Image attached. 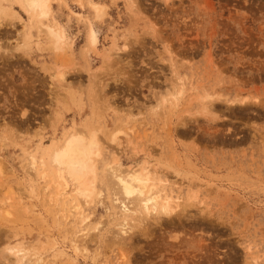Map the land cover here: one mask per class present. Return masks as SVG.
Segmentation results:
<instances>
[{"label": "rangeland", "instance_id": "obj_1", "mask_svg": "<svg viewBox=\"0 0 264 264\" xmlns=\"http://www.w3.org/2000/svg\"><path fill=\"white\" fill-rule=\"evenodd\" d=\"M88 1L104 6L101 17ZM7 5L28 22L15 0ZM51 6L70 46L46 48L32 29L30 46L0 62V122L12 129L0 148V213L15 211L1 213L0 246L6 240L37 247L47 264H264V0H53ZM90 24L95 50L87 45ZM19 28L3 23V40H14ZM113 41L126 45L113 55L128 65L127 78L110 80V96L93 100L89 75ZM50 65L68 69L69 85L55 101L45 92ZM176 72L184 77V97L174 108L153 109L157 91ZM204 89L216 95L209 112L198 101ZM90 122L102 143L96 161L102 195L85 207L90 230L74 251L69 239L77 230L57 223L39 182L30 194L22 148L48 150L71 127ZM37 125L42 136L32 139L27 130ZM114 157L121 168L147 163L179 207L159 222L153 211L145 229L127 230L142 214L112 200L106 164ZM53 247L75 263L53 258ZM13 261L0 253V264Z\"/></svg>", "mask_w": 264, "mask_h": 264}, {"label": "bare ground", "instance_id": "obj_2", "mask_svg": "<svg viewBox=\"0 0 264 264\" xmlns=\"http://www.w3.org/2000/svg\"><path fill=\"white\" fill-rule=\"evenodd\" d=\"M11 1L12 0H0V26L3 23L14 25L15 22H18L21 28L17 30L15 34L16 38L12 41L9 39L7 41L3 40L0 34V62L9 60L11 51L28 48L30 46L31 40H33L32 29H35L38 35L43 36L46 42V48L57 52L63 50L65 46H70L65 28L59 25L56 19L51 18V4L53 0H15L20 9L29 18L26 23L20 20L19 14L14 8L7 5ZM88 3L95 12L96 17H101L103 15V5L92 1H88ZM43 43L41 45H43ZM97 43V33L90 24L87 30L88 48L95 50ZM111 49L112 51L106 54L103 61L104 63L102 62L103 65L92 71L89 75V95L93 100L102 97L105 92L107 94L105 90L110 80L121 81L127 78L126 73L128 65L121 62L119 59H114L115 56L113 55L114 53L125 51L126 45L123 44L118 47L113 41ZM47 71V77L44 80L45 92L51 101H55L59 95L58 91L69 85L66 80L68 69L64 66L50 65ZM184 94V77L176 72L171 76L166 85L157 91L156 96L153 95L155 96L156 102L152 107L156 110L166 104L170 108H174L184 97ZM108 95L109 94H107V96ZM214 96H216L215 92L209 90H205L198 95V101L201 103L203 112L211 111L213 104L210 103V100ZM72 99H74V95H72ZM243 99L246 98H242V100ZM238 101V98H235L231 100L230 103H238ZM110 104L113 105L112 102ZM107 105H109V102H107ZM10 127L6 121L2 120L0 122V148H2L7 141H10L12 137L10 136V138H7L9 134H5L12 130ZM121 127L122 124L120 122L114 125V129L112 128L113 131L111 130L109 135L110 141L116 139L117 134L121 131ZM40 128L41 129H39L37 125L36 128L34 127L28 130L26 128L24 130L30 131V137L33 139L34 137L36 138V136L41 138L42 129L44 130V128ZM100 142L98 126L90 122L81 127H71L63 135L62 139L54 143L48 150L32 153L28 150L29 148H22L24 159L23 166L29 177H32L29 187L30 194H34V189H36L33 188V184L31 183L36 182L37 185V182H39L41 185V196L45 198L49 206L52 204L56 208V214L59 216L57 223L60 225L63 223L62 220H65V225L69 226V228H73L72 230H77L73 232V237L69 239L74 251H78L80 248L77 244L79 235L81 237L82 235L85 236L90 230L89 214L86 213L85 207L90 205L95 198L100 200L102 195V192L98 190L100 187H96L98 169L96 168V161L100 157L102 151V143ZM106 166L108 170L107 177L110 185V195L113 197L112 200L122 204L123 211L125 212L128 210L137 212V209H139V212L142 214L138 218V221L130 225L127 224V230L145 229L144 225L147 221V217L153 211L157 212L156 220L159 222L163 216L171 214L179 207V204L177 202L174 203L168 193L165 192L162 179L155 182V178L151 174L152 171L148 169L147 163L140 166H126L121 168L119 167L118 160L114 157ZM49 210H51V207ZM1 213L3 216L13 214L10 209L3 210ZM17 213L18 212H16V216L18 215ZM125 220L126 217L123 216L122 221L119 223L121 227L125 226L123 222ZM120 231L121 229L119 228V235H122ZM78 232L80 233L76 234ZM119 235H117V237ZM4 242L3 244L1 243L0 253L12 254L14 257L13 264H47L42 253L36 250L37 247L25 248L22 243L9 245L6 240ZM52 242V245L56 244L54 240H52ZM83 246L85 250L87 245L84 243ZM85 253H87V251H85ZM60 255L66 256L62 250L54 248L52 257L56 258ZM66 259H69L68 256H66ZM70 261L74 260L71 259ZM73 263H75V261Z\"/></svg>", "mask_w": 264, "mask_h": 264}]
</instances>
